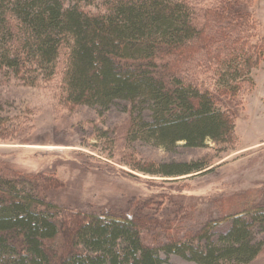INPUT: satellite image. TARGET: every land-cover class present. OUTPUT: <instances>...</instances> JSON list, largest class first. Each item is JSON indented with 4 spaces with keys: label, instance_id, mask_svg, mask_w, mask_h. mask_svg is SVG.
Listing matches in <instances>:
<instances>
[{
    "label": "trees",
    "instance_id": "obj_1",
    "mask_svg": "<svg viewBox=\"0 0 264 264\" xmlns=\"http://www.w3.org/2000/svg\"><path fill=\"white\" fill-rule=\"evenodd\" d=\"M253 1L0 0V74L33 87L56 78L71 107L102 112L124 102L127 121L109 140L113 148L120 140L128 149L137 141L165 150L179 143L203 149L208 141L234 147L239 112L264 61ZM1 112L0 103L5 138ZM135 161L133 155L125 163L167 178L212 165ZM52 184L48 172H24L0 159V264H169L170 255L250 264L264 250L254 238V229L264 230V182L215 198L216 217L197 229L184 194L169 195V206L136 195L86 212L62 202ZM152 202L160 204L156 214L143 208ZM220 225L225 229L217 231Z\"/></svg>",
    "mask_w": 264,
    "mask_h": 264
},
{
    "label": "rangeland",
    "instance_id": "obj_2",
    "mask_svg": "<svg viewBox=\"0 0 264 264\" xmlns=\"http://www.w3.org/2000/svg\"><path fill=\"white\" fill-rule=\"evenodd\" d=\"M251 10L260 22L259 33L264 40V0H254ZM254 75L255 87L246 94L238 115L239 140L234 147L208 141L203 149L179 143L173 150H165L137 141L129 150L121 140L115 148L109 142L116 132L121 136L124 130L127 121L124 102L102 112L87 106L71 107L65 102L56 78L33 87L2 73L1 116L7 119L5 128L9 127V132L0 138V159L24 172L50 173L57 181L50 188L62 202H74L86 212L106 209L112 204L120 207L136 195H154L167 205L169 195L184 194L193 211L192 227L197 229L216 217L212 208L215 198L256 188L264 182V61ZM254 143L258 144L253 146ZM130 155L132 158L134 155L135 165L139 161L148 165L199 159H208L212 165L209 171L197 174L158 177L133 170L125 163L132 160ZM163 189L168 195L161 197L159 192ZM134 200L132 210L141 209L139 199ZM152 203L142 207L156 214L160 204ZM70 223L67 220L65 225L70 228ZM187 223L192 224L189 219ZM224 229L220 225L217 231ZM254 238L257 243H264V230L254 229ZM168 260L169 264H196L176 255H170ZM250 264H264V250Z\"/></svg>",
    "mask_w": 264,
    "mask_h": 264
},
{
    "label": "crops",
    "instance_id": "obj_3",
    "mask_svg": "<svg viewBox=\"0 0 264 264\" xmlns=\"http://www.w3.org/2000/svg\"><path fill=\"white\" fill-rule=\"evenodd\" d=\"M264 141V140H263ZM261 142V141H260ZM258 143H254L253 146L257 145Z\"/></svg>",
    "mask_w": 264,
    "mask_h": 264
}]
</instances>
